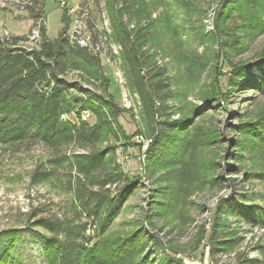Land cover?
Wrapping results in <instances>:
<instances>
[{"label":"rangeland","instance_id":"374dc122","mask_svg":"<svg viewBox=\"0 0 264 264\" xmlns=\"http://www.w3.org/2000/svg\"><path fill=\"white\" fill-rule=\"evenodd\" d=\"M12 1L0 10V36L6 32L29 39L37 32L41 42L39 29L45 23L47 37H58L63 11L57 0H44V19L34 18L41 9L35 5L38 0L23 9L21 0ZM147 4L156 27L150 60L164 69L174 96L163 108L155 102L152 120L144 115L139 96L128 89L121 49L110 38L105 0H68L69 8L80 10L71 14L67 33L71 40L86 41L98 34L91 50L101 58L110 93L122 110L113 133L98 147L109 148L111 163L136 183L106 236L116 241L137 234L148 264H238L242 258L264 264V225L258 221L264 211V182L257 177L264 174V158L251 150L252 138L239 129L254 126L264 116V64L259 62L264 58V0ZM67 79L102 96L99 82H83L74 73ZM246 81L259 84L253 87ZM83 116L95 123L89 112ZM186 117L197 123L190 128H202L208 136L194 156L201 177L186 189L180 205L163 209L159 193L168 185L164 171L148 161V151L159 123ZM48 158L42 145L0 149V235L17 231L12 256L19 264H45L42 246L30 233L37 230L31 226L33 216L51 214L70 200L57 181L31 184V173ZM224 240L233 243L231 249L212 255V248ZM6 242L0 238V256Z\"/></svg>","mask_w":264,"mask_h":264},{"label":"trees","instance_id":"16d2710c","mask_svg":"<svg viewBox=\"0 0 264 264\" xmlns=\"http://www.w3.org/2000/svg\"><path fill=\"white\" fill-rule=\"evenodd\" d=\"M38 3L41 9L34 18L44 19L45 2L38 0L35 5ZM105 7L110 38L121 49L128 89L139 96L144 115L152 120L155 102L163 108L174 96L166 72L150 60L148 53L156 27L147 0H105ZM60 9L63 27L54 40L47 37L45 23L39 29V45L26 46V36L0 38V149L42 145L49 158L31 173V184L57 181L63 192L70 194L62 208L33 216L36 220L31 226L37 230L30 233L42 246L45 264H148L147 257L141 256L143 245L137 234L116 241L106 236L136 186L111 163L110 149L98 147L113 133L112 126L122 110L110 93L101 58L91 50L98 34H92L91 47L79 46L67 33L69 6ZM259 62L264 64V58ZM261 71L264 78V66ZM72 73L83 82H99L102 96L69 81ZM246 83L253 87L259 84ZM85 112L95 118L93 125L84 118ZM191 123L197 125L187 117L163 121L153 134L148 161L164 171L163 182L168 186L159 193L163 200L159 207L163 209L180 205L186 189L201 177L194 156L206 146L208 136L202 128H190ZM239 129L252 138L251 150L264 158V116L254 126ZM257 177L264 182V174ZM258 221L264 225V211ZM16 233L11 230L0 235L7 240L0 264H19L12 256ZM232 244L222 241L212 248V255L229 251ZM238 264H256V260L242 258Z\"/></svg>","mask_w":264,"mask_h":264},{"label":"built area","instance_id":"2783aa9c","mask_svg":"<svg viewBox=\"0 0 264 264\" xmlns=\"http://www.w3.org/2000/svg\"><path fill=\"white\" fill-rule=\"evenodd\" d=\"M57 1H58V5H59L60 8H63L64 6H67L68 5V1L67 0H57ZM19 2L20 1L17 0V3H19ZM29 2H30V0H21V2H20L21 3V9H23L26 4H29ZM8 4H13V1L12 0H0V10L3 9V8H5L6 6H8ZM79 10H80L79 6H75L73 8H69V13H70V15L73 14V13H78ZM76 22L77 21H74V23H76ZM10 37L11 36L8 33H6V32L3 33V34H1V36H0L1 39L2 38H6L7 39V38H10ZM29 39H30L29 40L30 44H32V43H37L38 45L41 44L37 32H35L33 34V36L31 38H29ZM74 40L81 47H87V46H90L91 47V45L89 44V41L88 40L86 41L85 39H83L81 37H79L77 39H74ZM114 74H115V72H114ZM116 76L119 77L118 82L119 83H122V80L120 79L121 78L120 75L119 74H116Z\"/></svg>","mask_w":264,"mask_h":264}]
</instances>
